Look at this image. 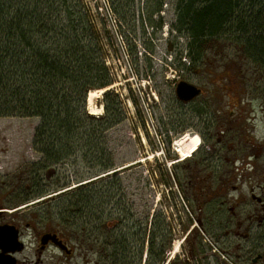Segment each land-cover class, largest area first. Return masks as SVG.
I'll return each instance as SVG.
<instances>
[{
	"label": "rangeland",
	"instance_id": "1",
	"mask_svg": "<svg viewBox=\"0 0 264 264\" xmlns=\"http://www.w3.org/2000/svg\"><path fill=\"white\" fill-rule=\"evenodd\" d=\"M161 1V12L158 15L152 13L151 22L148 20L153 10L150 0L148 3L147 0H136L134 21L127 19L124 22L106 11L107 0H84L97 29L101 31L102 25L105 29L101 34L107 54L106 65L112 77L109 89L94 100L95 106L102 107L101 115L94 117L105 116L107 107L116 97L121 102L125 119L106 132L114 152L113 170L98 174L88 172L92 169L82 166L83 177L76 180L75 171L65 164L55 172L57 175L42 176L39 182L46 192L43 196L55 192V197L47 204L50 211L57 212L59 220L70 215L74 221L75 264H95L97 260L95 253L80 243L83 234L76 229L86 224L89 230L98 227L101 228L98 229L100 234H105V228H115L119 214L124 215L123 208L134 221L141 220L143 215L150 217L153 209L162 211L172 232L164 264H179V261L181 264H195L189 250L190 246L196 247L200 242H185V229L190 228V217L178 188V178L183 174L180 168L188 166L186 160L189 158L179 161L180 157L171 145L167 149L165 139L172 137L173 131L181 124L189 126L196 120L197 103L211 102L212 107L208 109L216 114L217 123H223L222 139L227 142L228 148L225 147L232 155L241 150L254 151L255 155L261 151L257 162L262 164L260 180L264 185V106L261 98L250 93L249 85H254L250 65L236 54L232 41L227 38L214 41V46L206 50L195 68H191L187 52L175 62V57H179L177 51L185 50L187 40L170 31V25L175 22L176 0ZM160 18L162 25L158 28ZM127 24L134 25V33L128 30ZM142 45L151 49V53L144 52ZM175 47L178 48L176 52ZM131 49L137 54H130ZM178 81L201 87L202 95L184 106L175 94ZM37 123L35 118H0V182L9 187L11 201L37 193V187L31 188L25 175L21 177L20 173L28 162L39 159L32 149ZM184 132L188 133L190 129ZM176 138H172V145L180 137ZM124 166L126 168L118 171ZM108 174L115 176L113 179L105 177ZM60 178L67 180L68 186L60 188ZM85 183L88 184L80 190L78 187ZM246 189L244 187L243 191ZM120 198L122 202H119ZM200 236L202 245H207L205 237ZM205 236L209 241L213 240L211 234L205 233ZM134 243L131 244L133 251L130 249L126 254L127 262L130 260L131 264H136L137 247ZM238 247L232 242L228 252L219 249L229 259L205 247L210 251L198 261L237 264L229 253ZM202 252L205 253L203 249Z\"/></svg>",
	"mask_w": 264,
	"mask_h": 264
},
{
	"label": "trees",
	"instance_id": "2",
	"mask_svg": "<svg viewBox=\"0 0 264 264\" xmlns=\"http://www.w3.org/2000/svg\"><path fill=\"white\" fill-rule=\"evenodd\" d=\"M107 1L122 21H134L136 0ZM150 2L149 22L163 6L161 0ZM174 16L170 31L187 40L175 62L187 52L195 68L214 41L227 38L250 65L254 79V85L248 81L250 93L261 98L264 106V0H176ZM161 25L162 18L158 28ZM126 26L133 32L134 25ZM101 31L105 32L103 25ZM101 31L84 0H0V118L38 120L32 149L39 159L20 171L31 188L37 187L32 198L46 193L39 183L42 176L57 175L65 164L75 171L76 180L83 177L82 166L98 174L113 170L114 152L106 132L124 121L121 102L115 97L102 117L88 114L85 106L90 90L112 83ZM130 54L137 52L131 49ZM58 182L60 188L69 184L62 178ZM123 210L124 215L118 212L115 228H105V234L98 227L89 230L86 224L76 229L83 234L80 243L97 256L95 264H131L126 254L133 251V242L136 264H164L172 234L164 213L153 209L150 217L134 221ZM69 216L62 219L67 222Z\"/></svg>",
	"mask_w": 264,
	"mask_h": 264
},
{
	"label": "flooded vegetation",
	"instance_id": "3",
	"mask_svg": "<svg viewBox=\"0 0 264 264\" xmlns=\"http://www.w3.org/2000/svg\"><path fill=\"white\" fill-rule=\"evenodd\" d=\"M197 106L196 120L190 119L189 126L181 124L172 137L165 139L167 149L171 145L175 150L173 137L196 134L200 138V146L186 160L188 166L180 168L183 174L178 178L190 217L185 242H200L190 246V257L195 264H205L198 259L210 251L205 248L209 247L229 259L219 249L228 252L234 242L238 250L229 254L235 263L264 264V185L260 180L262 164L257 162L261 151L255 155L254 151L241 150L232 155L222 139L223 123H217L216 114L208 109L211 102ZM186 129L190 132H184ZM30 199L28 196L11 201L9 187L0 182V264H75V224L71 216L67 222L59 220L57 212L50 211L47 205L52 198L21 206ZM205 233L211 234L213 240L202 245L200 234L206 237Z\"/></svg>",
	"mask_w": 264,
	"mask_h": 264
},
{
	"label": "bare ground",
	"instance_id": "4",
	"mask_svg": "<svg viewBox=\"0 0 264 264\" xmlns=\"http://www.w3.org/2000/svg\"><path fill=\"white\" fill-rule=\"evenodd\" d=\"M109 89L108 87L100 90H91L88 93L87 110L93 116L101 115L102 107H97L94 104V100L97 99L104 91ZM175 151L178 153L180 160L187 159L190 154L192 155L200 146V138L198 135H184L176 140ZM142 161V160H140ZM178 246V245H177ZM176 246V247H177Z\"/></svg>",
	"mask_w": 264,
	"mask_h": 264
},
{
	"label": "water",
	"instance_id": "5",
	"mask_svg": "<svg viewBox=\"0 0 264 264\" xmlns=\"http://www.w3.org/2000/svg\"><path fill=\"white\" fill-rule=\"evenodd\" d=\"M200 93L201 90L198 87L186 81H179L175 88V94L177 99L183 103H187L194 100L200 95Z\"/></svg>",
	"mask_w": 264,
	"mask_h": 264
},
{
	"label": "built area",
	"instance_id": "6",
	"mask_svg": "<svg viewBox=\"0 0 264 264\" xmlns=\"http://www.w3.org/2000/svg\"><path fill=\"white\" fill-rule=\"evenodd\" d=\"M111 15V14H110Z\"/></svg>",
	"mask_w": 264,
	"mask_h": 264
}]
</instances>
